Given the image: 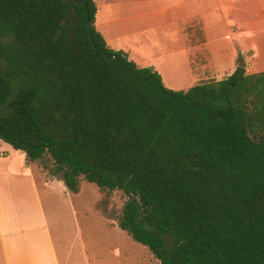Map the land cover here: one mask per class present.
Segmentation results:
<instances>
[{"label": "trees", "instance_id": "1", "mask_svg": "<svg viewBox=\"0 0 264 264\" xmlns=\"http://www.w3.org/2000/svg\"><path fill=\"white\" fill-rule=\"evenodd\" d=\"M79 1L0 0V139L70 190H122L159 264H264V70L168 88Z\"/></svg>", "mask_w": 264, "mask_h": 264}, {"label": "crops", "instance_id": "2", "mask_svg": "<svg viewBox=\"0 0 264 264\" xmlns=\"http://www.w3.org/2000/svg\"><path fill=\"white\" fill-rule=\"evenodd\" d=\"M94 1L95 27L107 44L160 75L158 62L171 54L192 84L230 74L240 56L247 72L264 70V0ZM0 145L20 159L0 164V264H65L58 250L70 232L79 233L73 207L58 195L70 197L65 184L27 162L23 151ZM46 209L56 213L50 224ZM77 250L85 261L82 243Z\"/></svg>", "mask_w": 264, "mask_h": 264}, {"label": "rangeland", "instance_id": "3", "mask_svg": "<svg viewBox=\"0 0 264 264\" xmlns=\"http://www.w3.org/2000/svg\"><path fill=\"white\" fill-rule=\"evenodd\" d=\"M147 51L151 52L152 50L148 49ZM173 57L174 54L167 57L164 55L163 59L158 62L163 82L168 88H175L174 90L187 89L193 85L192 77L190 73L181 70L180 62H175ZM241 62L246 63V58L240 56L237 64ZM151 67L155 69L153 66ZM155 70L157 71V69ZM167 83L175 84L173 85L174 88L169 87ZM0 152L3 153L0 155V164L6 163L12 157H15L16 163L20 162L12 149L0 145ZM33 163L42 171L52 169L51 162L46 157ZM65 189L68 190L70 196L68 200L64 199L62 195L64 191L58 193V195L62 202L67 201L73 207L79 233L76 235L69 230L70 233L64 245L60 248L58 246V257L62 263L159 264L146 246L135 241L130 234L118 226V219L126 200L122 190L99 188L82 178L79 179L75 190H70L67 187ZM55 215L56 213L53 210H47L49 224L50 221H55ZM79 243L84 245L85 261L77 256Z\"/></svg>", "mask_w": 264, "mask_h": 264}, {"label": "water", "instance_id": "4", "mask_svg": "<svg viewBox=\"0 0 264 264\" xmlns=\"http://www.w3.org/2000/svg\"><path fill=\"white\" fill-rule=\"evenodd\" d=\"M71 1L73 3H77V4H81V2L79 0H68ZM240 67H245V62H241L238 64Z\"/></svg>", "mask_w": 264, "mask_h": 264}]
</instances>
